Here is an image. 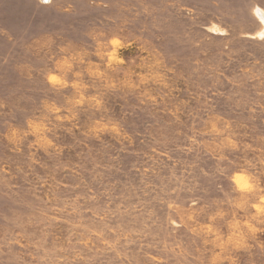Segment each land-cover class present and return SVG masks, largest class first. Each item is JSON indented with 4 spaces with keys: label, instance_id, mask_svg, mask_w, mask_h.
<instances>
[{
    "label": "rangeland",
    "instance_id": "1",
    "mask_svg": "<svg viewBox=\"0 0 264 264\" xmlns=\"http://www.w3.org/2000/svg\"><path fill=\"white\" fill-rule=\"evenodd\" d=\"M260 10L0 0V264H264Z\"/></svg>",
    "mask_w": 264,
    "mask_h": 264
},
{
    "label": "clouds",
    "instance_id": "2",
    "mask_svg": "<svg viewBox=\"0 0 264 264\" xmlns=\"http://www.w3.org/2000/svg\"><path fill=\"white\" fill-rule=\"evenodd\" d=\"M52 79H53L54 82L57 80L56 77H52ZM107 127H108L107 125H102V126H100L98 129H96V131H104V130L107 129ZM33 128L39 130V129L41 128V126L36 125V124H33ZM112 131H114V132H118L119 129H118L116 126H113V127H112Z\"/></svg>",
    "mask_w": 264,
    "mask_h": 264
},
{
    "label": "bare ground",
    "instance_id": "3",
    "mask_svg": "<svg viewBox=\"0 0 264 264\" xmlns=\"http://www.w3.org/2000/svg\"><path fill=\"white\" fill-rule=\"evenodd\" d=\"M260 12V16L262 17V19L264 20V11H262V10H260L259 11ZM264 35V30L261 32V36H263ZM238 176V175H237ZM240 178V177H239ZM239 178H238V180H239ZM237 179V178H236ZM242 179V178H241ZM241 182V181H240ZM238 183V182H237Z\"/></svg>",
    "mask_w": 264,
    "mask_h": 264
},
{
    "label": "built area",
    "instance_id": "4",
    "mask_svg": "<svg viewBox=\"0 0 264 264\" xmlns=\"http://www.w3.org/2000/svg\"><path fill=\"white\" fill-rule=\"evenodd\" d=\"M46 1V0H45Z\"/></svg>",
    "mask_w": 264,
    "mask_h": 264
},
{
    "label": "water",
    "instance_id": "5",
    "mask_svg": "<svg viewBox=\"0 0 264 264\" xmlns=\"http://www.w3.org/2000/svg\"><path fill=\"white\" fill-rule=\"evenodd\" d=\"M47 1V0H46Z\"/></svg>",
    "mask_w": 264,
    "mask_h": 264
}]
</instances>
